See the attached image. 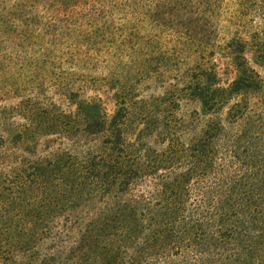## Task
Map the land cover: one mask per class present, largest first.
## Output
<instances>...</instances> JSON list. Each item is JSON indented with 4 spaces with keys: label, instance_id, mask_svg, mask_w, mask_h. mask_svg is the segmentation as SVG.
<instances>
[{
    "label": "trees",
    "instance_id": "obj_1",
    "mask_svg": "<svg viewBox=\"0 0 264 264\" xmlns=\"http://www.w3.org/2000/svg\"><path fill=\"white\" fill-rule=\"evenodd\" d=\"M0 264H264V0H0Z\"/></svg>",
    "mask_w": 264,
    "mask_h": 264
},
{
    "label": "rangeland",
    "instance_id": "obj_2",
    "mask_svg": "<svg viewBox=\"0 0 264 264\" xmlns=\"http://www.w3.org/2000/svg\"><path fill=\"white\" fill-rule=\"evenodd\" d=\"M223 33H225V30H221L219 32L220 35H223ZM214 52L215 55L214 57H219V54H217V51H222L218 45H216L214 48ZM221 53V52H220ZM222 55H224V53H222ZM215 58V59H216ZM248 58L251 60V54L248 53ZM99 62L98 60H94V59H89L85 62H81L79 64V67L77 70H75V74L68 76L66 79H63V81L65 83H67V85H72L78 89H81L83 93H85L86 95H91L94 96L97 91H103V89L105 87V84L103 82H101L100 80V71L99 69ZM220 72H221V76L223 79L226 78H231L233 77V73L231 72V70H228L226 68V63L222 64L220 66ZM60 92L59 89L56 88H49V86L45 87L44 93L45 95H47L49 98H53L56 100L61 101V97H59L58 93ZM63 106L66 110H74V105L72 103H68V102H63ZM107 107L109 109H112L113 104L111 102L107 101ZM91 137H87L85 139H81L80 142L81 144L85 143L87 144L90 141ZM74 148V146H72Z\"/></svg>",
    "mask_w": 264,
    "mask_h": 264
}]
</instances>
